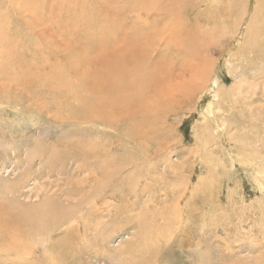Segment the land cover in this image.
<instances>
[{
    "label": "rangeland",
    "instance_id": "rangeland-1",
    "mask_svg": "<svg viewBox=\"0 0 264 264\" xmlns=\"http://www.w3.org/2000/svg\"><path fill=\"white\" fill-rule=\"evenodd\" d=\"M142 1L145 7L152 0ZM170 1L157 0L160 6V11L157 8L158 15L156 9L147 5L145 8L148 12L152 10L151 19L139 13L135 19L141 32H151L156 40L162 42L161 50L165 53L166 66L169 72H174L169 83L179 84L182 81L180 76L188 80L190 74L188 71L184 72L183 68L191 62L218 60L220 63L217 72L226 84L227 93H230L228 99H232L222 102V108H225L222 110L219 103L214 104L211 108V121L206 122L204 109L209 106L207 95L196 94L193 100L187 101L181 93L176 92L172 96L168 81L164 88L168 97L158 96L153 85H146L139 91L143 97L139 108L150 109L155 116H147L148 112L144 111L149 123L141 125L142 129L138 128V141L127 145L123 137L116 133L119 123L115 125L116 128L108 126L106 129L99 120L92 122L93 124L82 121L80 113L81 107H84L79 101L85 97L84 100L95 102L109 97L114 90L110 85L117 81L118 74L113 60L115 36L121 19L123 22V18L125 20L129 16L130 1L0 0V17H9L11 21V28L6 33L12 37L11 42L17 33L22 35L19 38L23 37L22 51L25 54V59L13 63H9L10 59L0 57V256H7L5 243L13 239L12 235H17V231L4 225L9 222L8 215L11 213L18 216L19 213L30 211L29 208L38 206L47 196L55 197L67 209L73 207L71 214L76 210L73 216L78 217L82 224L86 223L84 220L87 221V229H94L93 232L87 231L86 238L80 234L79 239L77 237L74 240V245L79 243L77 245L86 251H89L86 248L90 246L92 250L97 248L95 252L98 255L89 251L84 258L78 260L74 257L71 264H115L127 260L128 247L139 239L141 225L146 227L143 234L150 229L155 234L158 230V235L162 233L161 239L165 245L158 260L163 255L166 259L164 262L160 260L161 263L157 261L158 264H253L256 260H261L260 264H264V0H260L261 3L254 12V21L252 20L253 25L257 22L258 26L251 24L252 30L248 35L250 39L247 43L250 44L251 41L254 44L250 47L246 43V49L242 48L243 54L248 55H244L247 62L243 68L248 81L237 85L243 87L241 95L236 91L237 97L232 94V90L238 88L234 86L237 79L230 75L229 56L226 54L248 11L249 0ZM124 2L125 10L120 17V4ZM176 5H179V11L174 7ZM159 15L165 17L164 20ZM144 19L148 22L145 23ZM154 23L156 25L152 26ZM33 29L43 32L44 40H35ZM172 38L174 44H164L165 40ZM177 38L180 46L179 40L175 43ZM5 41L8 47H12L8 37ZM165 46L167 49L170 47L169 50ZM251 48L253 52L249 50ZM32 53L36 54V61L32 59ZM253 53L258 56L254 54L252 57ZM27 54L29 57H26ZM46 56L51 64L44 60ZM159 58L160 56L153 59V69ZM55 64H58L57 67ZM158 64L163 66V63ZM52 68H64L60 79L64 83L61 86L64 93L60 95L56 93L60 89L54 86L56 79L52 77ZM160 70L153 71L152 76L162 77ZM151 79L157 81L154 77ZM100 88L101 97L98 94ZM158 91L161 93V89ZM199 100L202 101L198 104ZM219 110L222 114L217 113ZM107 113L111 114L110 111ZM136 117L140 120L139 115ZM220 118L227 123L224 131L216 130L218 126H222ZM216 121H220V124ZM83 141L93 142L95 147L100 141L108 147L105 151L101 150V154L97 148V153H91L95 155L94 158L90 154V160L79 159L74 153L78 154L77 143ZM139 144L142 150L138 149ZM52 157L55 163L52 162ZM101 157L106 161L102 163ZM93 166L100 172L99 179L106 176V180L100 181H105L110 187L107 190L115 193L116 197L111 199L114 197L109 193V197L106 195L100 197V200L96 199V210L94 214H90L86 208L94 207V204L86 202L93 191L99 188V183L94 182L96 177L91 174ZM91 178L93 181H89ZM76 188L82 191L75 195ZM82 202L85 203V210L80 207ZM180 209L183 210V217L192 223L181 226ZM86 215L89 216L88 219H85ZM163 217L170 219V231L167 226L169 223L162 220ZM66 228L67 226L64 229L61 227L53 233L52 243L64 237ZM103 229L108 230L107 236L103 234ZM103 238L104 243L98 245ZM87 241L95 246L89 245ZM226 245L232 249L230 255L225 250ZM36 251L38 258L44 257L42 247H36ZM200 255H204V261L200 259ZM4 263L8 264L2 262L0 257V264Z\"/></svg>",
    "mask_w": 264,
    "mask_h": 264
},
{
    "label": "bare ground",
    "instance_id": "bare-ground-1",
    "mask_svg": "<svg viewBox=\"0 0 264 264\" xmlns=\"http://www.w3.org/2000/svg\"><path fill=\"white\" fill-rule=\"evenodd\" d=\"M127 1V0H125ZM130 1V7H128L130 9L129 11V16L125 18H123V22L121 19L119 28L117 29L116 32V36H115V42H116V49H115V57H113L114 62L116 63L117 69H118V74H117V81L113 84L110 85L111 88H114V90L112 91V93L110 94V96L108 97H104L101 98L100 100L97 99L95 102L93 100H84L85 97H82L84 99L80 100L79 103L81 105H83L84 109L81 107L82 112L80 113V117L82 119V121H85L86 123L89 122L91 124H93L92 122L99 120V122L101 123L102 127L104 128H108V126H114L118 125V127L115 129L117 135L120 137H123L124 143L126 144V142L128 143L127 145H131L130 143H132V145L134 143H136L138 140V138L140 137V130H138V128L142 129L140 126L141 125H147L148 122V117L150 114L154 115L152 111H150V109L147 108H139V104L142 101L143 97L140 95L141 92L140 88L146 86V85H153L156 91V94L158 96H165L168 97L166 90L164 89L167 85V81L173 79L174 77V72H169V68H167V62L165 61V56H164V52H162L161 48H162V42H160L159 40H156V37L153 36V34L150 32L149 34L141 32L142 30L138 29V24H136L137 21H135L136 18H138V14H144L146 15L148 18L150 17V12L152 13V10L150 9V12H148L147 8H145L147 5L150 6V8L152 7L153 10H157V8L159 9L160 6H158L159 3H157V0H152L151 2H147L144 3L146 4L145 7L143 5V1L142 0H129ZM160 1V0H159ZM164 1V0H163ZM170 1V0H169ZM174 1V0H173ZM212 1H218V0H212ZM226 1V0H225ZM232 1V0H231ZM234 1V0H233ZM48 2V1H47ZM224 2V1H223ZM121 3V2H120ZM162 3V1L160 2ZM171 3V1L169 2ZM228 3V2H227ZM226 3V4H227ZM260 0H249L248 1V7L246 11L245 16H243V22L242 24L240 23L239 29H238V33L237 35H235V38L231 43H232V47L230 48L229 52L226 54V56H229V72L230 75H232L231 77H234L236 80V82L234 83V86H240L241 84L245 83L248 81V76L245 75L244 73V66L246 61V58L243 54V47L246 46L245 44L247 43V40L250 39V37L248 38L249 33L251 32L252 28H251V24L253 25L252 20L253 16H254V12L257 10V6L258 4L260 5ZM264 3V2H263ZM163 4V3H162ZM161 4V5H162ZM175 4V3H172ZM116 5V3L114 4ZM120 17H121V13L125 10V6L126 3H122L120 4ZM167 5V2H166ZM165 5V6H166ZM147 6V7H148ZM158 6V7H157ZM169 6V5H168ZM173 6V5H172ZM179 5L174 6L176 9L180 8L178 7ZM119 7V6H118ZM163 8H165L164 6H162ZM167 8V7H166ZM171 9H174L173 7H170ZM169 8V9H170ZM264 8V6H263ZM175 9V10H176ZM260 9V8H259ZM168 11V9H166ZM179 11V9H177ZM264 10V9H263ZM160 11V9H159ZM182 10H180L181 12ZM260 11V10H259ZM262 11V10H261ZM158 12V10H157ZM172 12V10H171ZM115 13V12H114ZM154 13H156L154 11ZM168 12H166L167 14ZM170 13V12H169ZM3 14V12H2ZM50 14V13H49ZM113 14V13H112ZM124 14V13H123ZM136 14V15H135ZM158 13H156V15H158ZM41 15V14H39ZM168 15V14H167ZM173 15V14H172ZM171 15V16H172ZM34 16V15H33ZM127 16V15H126ZM143 16V15H142ZM141 16V17H142ZM145 16V17H146ZM161 16V15H159ZM56 17V16H55ZM116 17V16H115ZM22 18L25 19V17L23 16ZM44 18V17H43ZM152 18V16L150 17V19ZM159 18V17H158ZM162 18V16H161ZM165 18V17H164ZM164 18H162L164 20ZM170 18V17H169ZM179 18V17H178ZM143 19V18H142ZM160 19V18H159ZM256 19V16H255ZM28 20V19H25ZM141 20V18L139 17V21ZM181 20V19H180ZM237 20V19H236ZM31 21V20H29ZM55 21V20H54ZM154 22V19L152 20ZM161 21V20H160ZM130 22V25L129 23ZM144 22L147 23L148 20L144 19ZM159 22V21H158ZM28 23V22H27ZM32 22H29V24H31ZM37 23V22H36ZM126 23V24H125ZM152 23V22H150ZM165 23V22H163ZM162 23V25H163ZM257 22L254 23V25ZM28 24V25H29ZM104 23H102L103 25ZM107 24V23H106ZM160 24V23H159ZM258 24V23H257ZM256 24V25H257ZM56 25H58L56 23ZM105 25V24H104ZM113 25V24H112ZM151 25V24H150ZM156 25V23L152 24V26ZM161 25V26H162ZM174 25V24H173ZM253 25V26H254ZM47 26V24H46ZM164 26V25H163ZM252 26V27H253ZM258 26V25H257ZM17 27V26H16ZM32 27V25H31ZM61 27V26H60ZM113 27V26H112ZM116 27V26H115ZM142 27V26H141ZM166 27V26H165ZM178 27V26H177ZM255 27V26H254ZM253 27V29H254ZM11 28V21L6 17H0V57H4L6 60L10 59L9 63H13V61H22L23 59H25V54H23V37H21L22 35L17 33L16 36H14L13 41L11 42V38L9 37L6 33V30ZM49 28V27H48ZM110 28V27H109ZM155 28H157L155 26ZM257 28V27H256ZM255 28V30H256ZM54 29V28H53ZM60 29V28H59ZM151 28H149L148 30H150ZM154 29V27H153ZM37 30V29H36ZM35 29H33V33L34 36L36 37L35 40H44L43 36V32H38ZM66 30V29H65ZM64 30V31H65ZM156 30H160V29H156ZM169 30V29H168ZM171 30V29H170ZM180 30V29H179ZM63 31V30H62ZM109 31V30H108ZM113 31V29H112ZM145 31V30H144ZM151 31V30H150ZM254 31V30H253ZM11 32V31H10ZM110 32V31H109ZM158 32V31H157ZM260 32H262V30H260ZM169 33V32H168ZM175 33V32H173ZM253 33V32H252ZM263 33V32H262ZM12 34V33H11ZM156 34V32H155ZM159 34V32H158ZM256 34V33H255ZM264 34V33H263ZM70 35V34H69ZM165 35V34H164ZM252 36H257V35H252ZM10 39L11 42V46L12 47H8L5 43H6V38ZM33 37V36H32ZM164 37V36H163ZM234 37V36H233ZM34 38V37H33ZM168 38V37H167ZM170 38V37H169ZM248 38V39H247ZM161 39V38H159ZM166 39V38H165ZM172 39H168L165 40L166 42H164L165 45H170V44H174L172 43ZM179 38L176 39L175 43L178 42ZM262 40V39H260ZM106 41V40H105ZM174 41V40H173ZM114 42V41H113ZM188 42V41H186ZM250 44H248L250 47H252V45L254 44L253 42L249 41ZM258 42L255 41V43ZM260 42V41H259ZM177 44V43H176ZM186 44V43H184ZM260 44V43H259ZM192 45V44H191ZM44 46V45H43ZM105 46V45H104ZM176 46V45H175ZM179 46H180V40H179ZM188 46V45H187ZM248 46V47H249ZM101 47V46H100ZM167 46H165L166 48ZM254 47V46H253ZM67 48V47H66ZM65 48V49H66ZM170 48V47H169ZM169 48L167 50H169ZM43 49V48H42ZM45 49V48H44ZM165 49V50H166ZM178 49V48H176ZM180 49V48H179ZM244 49H246L244 47ZM248 49V48H247ZM46 50H48L46 48ZM44 50V51H46ZM234 50V51H233ZM242 50V51H241ZM252 50L253 52V48L249 49ZM43 51V50H42ZM248 51V50H247ZM255 51V49H254ZM50 52V50L48 51ZM46 52L48 55L49 53ZM161 52V53H159ZM166 52V51H165ZM249 52V51H248ZM248 52H246L247 54H249ZM264 52V50H263ZM45 53V52H43ZM164 53V54H163ZM245 53V52H244ZM260 53V52H258ZM33 54V53H32ZM51 54V53H50ZM79 54V52H78ZM158 54V55H157ZM258 56L256 55V53H253L252 57L254 56ZM261 54V53H260ZM36 54H33V60L36 58L35 56ZM103 55V54H102ZM224 55V54H223ZM51 56V55H50ZM53 56V54H52ZM160 56V60L157 59L155 68L153 69L151 63L154 61L153 59H155L156 57ZM248 56V55H246ZM26 57H29V54H27ZM250 57V54H249ZM248 57V58H249ZM105 58V57H104ZM258 58V57H256ZM260 58V57H259ZM264 58V57H262ZM261 58V60H262ZM51 59V57H50ZM251 59V58H250ZM6 60L4 62H6ZM44 60H47V62L50 63V60L48 58V56H46V58ZM53 60V58L51 59ZM202 60V59H201ZM258 60V59H257ZM256 60V61H257ZM36 61V60H34ZM174 61V60H173ZM251 61V60H250ZM254 61V60H253ZM260 61V59H259ZM258 61V62H259ZM56 62V61H55ZM54 62V63H55ZM249 62V60H248ZM59 63V62H56ZM158 63H163V66L159 65ZM172 63V62H170ZM174 63V62H173ZM220 61H211L210 60H205L202 62H191L189 65H185L183 68L184 72H189L190 77L188 80L183 79L182 76L179 77V79H181L182 81L179 84H170L168 81V85L170 86V91L172 93V96H175V93H181L183 98H186V100H193L196 94L199 95H207L208 96V100H209V106L205 107V121L209 122L211 121V116H212V106L214 104L219 103L221 109H225L222 108L223 107V103L222 102H228L231 101V99H228V97H230V93H227V89H226V84L222 81V79L220 78L221 75L218 74L217 72V67L219 65ZM251 63V62H250ZM249 63V64H250ZM262 63V62H261ZM260 63V64H261ZM47 65V64H44ZM58 65V64H57ZM57 65L55 64V66L57 67ZM172 65V64H171ZM263 65V64H262ZM228 66V67H229ZM252 66V65H251ZM260 66V65H259ZM48 67V65H47ZM64 67V66H63ZM114 67V65H113ZM249 67V66H248ZM247 67V68H248ZM254 68V67H253ZM252 68V69H253ZM48 69V68H47ZM60 68L56 69V68H52V72H53V78L56 79V83L54 84V86L57 89L60 90H56L57 94H62L63 90H62V85L64 83H62L60 81V79L62 78V71L64 72V68L62 70H59ZM159 69H161L159 71V73H162V77H157V76H152V72L153 71H158ZM246 69V68H245ZM51 70V69H50ZM247 70V69H246ZM117 71V70H116ZM251 71V70H250ZM249 72V71H247ZM51 73V72H50ZM158 73V74H159ZM255 74V72H253ZM258 73V72H257ZM251 74V73H250ZM253 74V75H254ZM252 75V76H253ZM19 77V76H18ZM154 77L155 79H157V81H153L151 78ZM250 78L254 79V76ZM257 78V76H256ZM255 78V79H256ZM51 79V78H49ZM54 79V80H55ZM250 79V80H251ZM16 80V79H15ZM40 80V79H39ZM53 80V79H51ZM53 80V81H54ZM252 81V80H251ZM254 81V80H253ZM48 82V81H47ZM18 83V82H17ZM82 83V82H81ZM92 83V81H91ZM90 83V84H91ZM252 83V82H251ZM95 84V83H94ZM93 84V85H94ZM240 84V85H239ZM116 85V86H115ZM233 85V84H232ZM18 86V85H17ZM49 86V85H48ZM237 86V87H238ZM252 86V85H251ZM54 88V87H53ZM82 88V87H81ZM152 88V87H151ZM235 88V87H234ZM83 89V88H82ZM110 88H108L109 90ZM158 89H161V93L158 91ZM237 90H232L233 91V95L234 96H238L241 95L242 89L243 87H238L236 88ZM87 90H89L87 88ZM152 90V89H150ZM149 90V91H150ZM246 90V89H245ZM79 91V90H78ZM77 91V92H78ZM96 91V90H95ZM98 91V90H97ZM153 91V90H152ZM237 91V93H236ZM53 92V91H51ZM80 92V91H79ZM82 92V90H81ZM86 92V91H85ZM90 92V91H89ZM145 92V91H144ZM154 92V91H153ZM64 93V92H63ZM250 93V92H249ZM98 94H100V97L102 96V89H99ZM155 94V93H154ZM231 94V95H232ZM64 95V94H63ZM81 95V94H80ZM88 95V94H87ZM146 95V94H145ZM152 95V94H151ZM232 95V96H233ZM245 96V95H244ZM76 97V96H75ZM99 97V98H100ZM155 97V96H154ZM205 97V96H204ZM203 97V98H204ZM147 98V97H146ZM158 98V97H157ZM53 99V98H52ZM78 99V98H77ZM155 99V98H154ZM201 99V98H200ZM54 100V99H53ZM156 100V99H155ZM185 100V99H184ZM61 101V99H60ZM66 101V100H65ZM148 101V100H147ZM151 101V100H150ZM165 101V100H163ZM202 101V100H201ZM201 101L199 100L198 104L201 103ZM85 102V104L83 103ZM241 102V101H240ZM187 103V102H186ZM192 105L193 103L190 102ZM207 103V102H206ZM164 104V103H163ZM165 104H168V102H166ZM225 104V103H224ZM242 104V103H241ZM63 105V104H62ZM62 105H61V110H62ZM190 105V104H189ZM226 105V104H225ZM165 106V105H164ZM196 106V105H195ZM239 106V105H238ZM160 107V106H159ZM162 108V107H161ZM66 109V108H63ZM154 109V108H153ZM68 110V109H67ZM216 110V109H215ZM219 110V112L217 113H221L222 112ZM107 111L111 112L107 113ZM113 111V113H112ZM134 111H137L136 113H134ZM147 113V116H145V112ZM158 111V110H157ZM217 111V110H216ZM50 112V111H48ZM47 112V113H48ZM203 112V111H202ZM69 113V112H68ZM46 114V113H45ZM56 114V113H55ZM49 115V114H48ZM51 115V114H50ZM136 115L140 116V120H137V117L135 118ZM217 115V114H214ZM213 115V116H214ZM155 116V115H154ZM204 116V115H203ZM126 117V118H125ZM153 117V116H151ZM59 118V117H58ZM214 118V117H213ZM216 118V117H215ZM158 119V118H157ZM221 119V118H220ZM71 120V119H70ZM151 120V119H150ZM125 121L122 125V122ZM214 122V121H213ZM218 122V121H216ZM215 122V123H216ZM220 122V121H219ZM218 122V123H219ZM221 127H217L215 124V126L217 127L216 130L221 129V131H224V128L227 126V123L225 120L221 119ZM220 124V123H219ZM213 125V124H212ZM213 125V126H214ZM62 126V125H60ZM129 126V127H128ZM212 126V127H213ZM147 127V126H146ZM207 127V126H206ZM205 128V127H204ZM117 129H120V131H118ZM146 129V128H145ZM206 129V128H205ZM203 130V129H202ZM207 130V129H206ZM210 130V128H209ZM206 132V131H205ZM99 133V132H97ZM142 134V133H141ZM209 135V134H208ZM210 137V136H209ZM222 137V136H221ZM199 138V137H198ZM214 138V137H213ZM218 138V137H217ZM114 139H118V137H114ZM201 139V138H200ZM220 139V138H219ZM222 139V138H221ZM229 139V138H228ZM236 139V138H235ZM205 140V138H204ZM212 140V139H211ZM226 141V140H225ZM97 142V141H96ZM206 143V142H205ZM213 143V141H212ZM79 145L78 148V154L77 152H75L74 154L78 155L79 159L82 158H86L89 159L90 158V154L91 153H95V151L99 150L100 154L102 153L101 150H104L105 148L108 147V145H104L102 142L98 141L97 147H95L96 145H94L93 142H78L77 143ZM226 144V143H225ZM236 144V143H235ZM56 145V144H55ZM209 145V144H208ZM65 146V145H64ZM227 146V145H226ZM54 147V146H53ZM139 150H142V146L139 144L138 146ZM223 147V146H222ZM58 148V147H57ZM103 148V149H100ZM243 149V148H242ZM159 150V149H158ZM44 151V150H43ZM57 151V150H56ZM105 151V150H104ZM53 152V151H52ZM98 151H96L97 153ZM156 152V149H155ZM166 152V151H165ZM205 152V151H204ZM238 152V151H237ZM58 153V152H57ZM60 153V152H59ZM58 156V155H57ZM91 156L94 158V156L91 154ZM103 156V155H102ZM200 157V156H199ZM232 157V156H231ZM53 158V157H52ZM102 158V157H101ZM131 157L129 156V159ZM249 158V157H248ZM54 159V158H53ZM91 159V158H90ZM89 159V160H90ZM29 160V159H28ZM32 160V159H30ZM29 160V161H30ZM59 160V157H58ZM132 160V158L130 159V161ZM106 161L105 158H102V163ZM147 161V160H146ZM238 161V160H237ZM50 162V161H49ZM55 163V159L54 161H52ZM211 162V161H210ZM232 162V161H231ZM234 162V161H233ZM236 162V161H235ZM48 164V163H47ZM50 164V163H49ZM133 165V163H130ZM152 164V163H151ZM235 164V163H234ZM244 164V163H243ZM53 165V164H52ZM49 165V166H52ZM152 166V165H151ZM234 166V165H233ZM262 167V166H261ZM146 168V167H145ZM152 168V167H151ZM98 170V168L96 166L92 167V176L96 177V180H94V182L99 183L97 186L99 187L97 190L93 191L92 195L90 196L89 200L86 202L88 204H94V207H89V209L86 208V210H88L90 212V214H94L96 207L97 206V201L95 203L96 199H99L100 197H105L107 194L111 193L110 190L108 191L107 189L108 186L105 184V181H100L101 180H106V176L104 175L103 177H100V179L98 178L99 173L96 171ZM133 171V170H132ZM151 171V170H150ZM40 173V172H39ZM25 174V173H24ZM263 174V173H262ZM157 175V174H156ZM29 176V175H28ZM90 176V175H89ZM41 177V176H40ZM155 179V178H154ZM89 181H93V178H91ZM148 181V180H147ZM83 183V182H82ZM82 183H80L82 185ZM259 183V182H258ZM13 184V183H12ZM79 183H77L76 185H78ZM21 187V186H20ZM92 187V186H91ZM113 187V186H112ZM5 188V186H4ZM17 188V187H16ZM74 188V187H73ZM115 188V187H113ZM77 189V188H76ZM91 189V188H90ZM93 189V188H92ZM112 189V188H111ZM131 190V189H130ZM82 191V189H77V191L75 192L76 194H79ZM72 192V189H71ZM91 193V192H90ZM70 195V194H69ZM68 195V196H69ZM112 197L111 199H115L116 195L115 193H111L110 194ZM108 196V195H107ZM109 197V196H108ZM122 197V196H121ZM124 198V196H123ZM46 199V200H45ZM44 202H42L41 204H39L38 206H33L32 208H29L30 211L24 212V213H19L18 216H14L13 214L10 213L9 216V222H7L6 224H4L5 226L9 227L12 230L17 231V235L15 236H11V238H13L11 241L6 242L5 243V248H6V252H7V256L6 257H1L2 262H8V264H41L42 262H45L46 264H71L72 260H74L73 258L76 257L79 259L84 258V256H86L89 251H91L92 253H94V255H98V252L95 250L90 248H86L89 251H86L85 248L83 249L80 245H77L79 243H77L76 245H74V240L77 239L78 236L83 235L86 238V233L87 231L93 232L94 229H87L85 224L87 223V221L84 220V222H86L85 224H82V221H79L76 217L73 216V214H75L76 210H74L71 214V209L73 208H65L64 206L60 205V203L58 202V200H56L55 197L53 198H45ZM58 199V198H57ZM102 199V198H100ZM99 199V200H100ZM121 200V199H120ZM11 201V200H10ZM93 201V203H92ZM122 201V200H121ZM101 202V201H100ZM9 204V203H8ZM13 204V202H12ZM99 205V204H98ZM110 205V204H109ZM5 206V204H4ZM111 206V205H110ZM109 206V207H110ZM22 207V206H21ZM80 207L82 209H84L85 207V203L82 202V204L80 205ZM25 209V207H23ZM95 208V209H94ZM125 209V207H123ZM127 208V207H126ZM19 209V208H18ZM75 209V208H74ZM130 209V208H129ZM16 210V209H15ZM85 210V209H84ZM123 210V209H122ZM19 211V210H18ZM79 212L81 211L80 209L78 210ZM180 217H179V222L182 224L181 226H186L189 223H192L191 220L188 221V219L186 220V217H183V210L180 209ZM84 212V211H83ZM100 212V209H99ZM88 213V212H87ZM78 214V213H77ZM163 214V213H162ZM79 215V214H78ZM84 216V215H83ZM91 216V215H90ZM5 218H7L6 216H4ZM89 216H85V219H88ZM82 219V218H81ZM5 220V219H4ZM77 220V221H76ZM162 220L167 221L169 224H167L168 226V231H170V219H165V217L162 218ZM146 221H148L146 219ZM83 222V223H84ZM2 224V223H1ZM218 225V224H217ZM67 226V232L64 235V237L62 239H60V241L57 240L56 243H52V237H53V233H55L58 229H60L61 227ZM114 227V224L112 225ZM119 226V225H118ZM143 225H141V233L139 236V239L132 244V246L128 247V252H129V258L127 260H121L119 263L116 262L115 264H151V262L153 264H158L157 261L159 263L160 260H162V262L165 261L166 256L163 255L161 256L162 258H159L158 260V256L161 254L160 252L163 251L164 249V245L163 244V239L162 238V233H159V230L157 231V233L155 234L153 231H148L146 234H143L142 231L145 230L146 227H142ZM145 226V225H144ZM150 226V225H149ZM158 226V224H157ZM165 226V225H164ZM6 227V228H7ZM102 227V226H101ZM107 227V225H106ZM152 227V226H151ZM156 227V226H155ZM160 227V225H159ZM1 228V227H0ZM14 228V229H13ZM105 228V227H104ZM109 228V227H108ZM116 228V227H115ZM165 228V227H164ZM118 229V228H116ZM156 229V228H155ZM159 229V228H158ZM11 230V231H12ZM76 230V232L74 231ZM153 230V227H152ZM111 231V230H109ZM116 231V230H115ZM210 231V230H209ZM13 232V231H12ZM82 232V233H81ZM103 234H107L108 230L107 229H103ZM165 232V231H164ZM10 233V232H9ZM110 233V232H109ZM3 234V233H2ZM101 234V233H100ZM194 234V233H193ZM205 234V233H204ZM10 235V234H9ZM102 235V234H101ZM108 235V234H107ZM106 235V236H107ZM82 236V237H83ZM81 237V238H82ZM83 237V238H84ZM94 237V236H93ZM168 237V236H165ZM199 237V236H198ZM212 237V236H211ZM245 237V236H244ZM249 237V236H248ZM247 237V238H248ZM106 238V237H105ZM105 238H103V240H99L98 245H102L105 241ZM200 238V237H199ZM79 239V237H78ZM215 239V238H214ZM87 240V239H86ZM107 240V239H106ZM213 240V239H212ZM232 240V239H231ZM168 241V239L166 240ZM201 241V240H200ZM211 241V240H210ZM84 242V241H83ZM187 242V241H186ZM205 242V241H204ZM209 241H207L208 243ZM88 243V241H87ZM86 243V244H87ZM108 243V242H107ZM206 243V244H207ZM210 243V242H209ZM82 244V243H81ZM89 245H94V244H90ZM106 244V243H105ZM104 244V246H105ZM195 244V243H194ZM199 245V244H198ZM228 245V244H227ZM225 247V250L227 251V253H229L228 255H230L231 252V248L230 246ZM79 248H78V247ZM83 246V245H82ZM95 246V245H94ZM100 246L98 248H100ZM201 246V245H200ZM199 246V247H200ZM36 247H42L45 251L44 253V257L38 258L37 257V251H36ZM87 247V246H86ZM127 248V247H126ZM201 249V248H200ZM234 249V248H233ZM182 250V249H181ZM198 250V249H195ZM202 250V249H201ZM213 250V249H212ZM103 251V250H100ZM204 251V250H203ZM202 251V252H203ZM262 251V250H261ZM210 252V251H209ZM108 253V252H107ZM112 253V252H111ZM114 253V252H113ZM116 253V251H115ZM169 252H167L168 254ZM198 254H200L198 251L196 252ZM84 254V255H83ZM197 254V255H198ZM83 255V256H82ZM100 255V254H99ZM115 255V254H114ZM105 256V255H104ZM116 256V255H115ZM124 256V255H123ZM201 256V255H200ZM199 256V257H200ZM259 256V254H258ZM256 256V259L257 257ZM103 257V256H102ZM120 257V256H119ZM118 257V258H119ZM126 257V256H125ZM202 257V256H201ZM204 257V255H203ZM200 258L202 259V261H204V258ZM96 258V257H95ZM231 258V257H230ZM248 258V257H247ZM120 259V258H119ZM125 259V258H124ZM250 259V258H249ZM264 259V257H263ZM77 260V259H76ZM114 260V259H113ZM200 261V260H199ZM251 261V260H250ZM261 260L257 261L253 264H260ZM208 262V261H207ZM220 262V261H219ZM227 262V261H226ZM248 262V261H247ZM252 262V261H251ZM202 263V262H201ZM206 263V260H205ZM242 263V262H241ZM5 264V263H4ZM80 264V263H79ZM233 264V263H232ZM243 264V263H242Z\"/></svg>",
    "mask_w": 264,
    "mask_h": 264
}]
</instances>
